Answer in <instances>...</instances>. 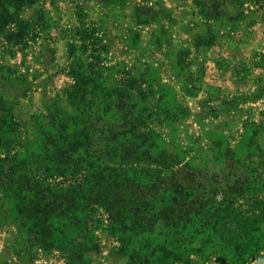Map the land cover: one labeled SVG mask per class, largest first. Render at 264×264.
Returning <instances> with one entry per match:
<instances>
[{"label":"rangeland","instance_id":"rangeland-1","mask_svg":"<svg viewBox=\"0 0 264 264\" xmlns=\"http://www.w3.org/2000/svg\"><path fill=\"white\" fill-rule=\"evenodd\" d=\"M209 3L0 0V156L65 140L80 152L101 149L83 156L88 160L118 161L124 144L107 137L131 124L126 116L137 117L133 125L155 133L139 137L141 148L182 160L165 161L170 173L183 170L155 188L171 194L179 176H191L199 192L216 193L206 213L232 196L219 211L223 245L207 242L168 264H264V0H223L217 11ZM106 146L120 148L112 156ZM140 158L156 166L155 155ZM0 196V264H143L135 263V251L148 252L149 241L163 237L164 223L149 239L140 214L123 227L94 206L82 223L88 233L82 244L51 246L31 222L20 221L18 204H2ZM192 222L210 227L215 217L199 213ZM247 224L260 226V241L253 231L262 245L256 250L247 233L240 235ZM185 240L190 250L193 241Z\"/></svg>","mask_w":264,"mask_h":264},{"label":"trees","instance_id":"trees-1","mask_svg":"<svg viewBox=\"0 0 264 264\" xmlns=\"http://www.w3.org/2000/svg\"><path fill=\"white\" fill-rule=\"evenodd\" d=\"M25 1L33 3L35 0ZM209 1L197 0L202 7ZM222 4L223 0H211L209 3L216 11ZM136 120L137 117L126 116L125 122L131 124L118 128L117 135L107 137H113L109 139V143L120 142V147L124 144L119 151L120 147L117 146H106L103 149L112 156L116 155L117 151L123 153L124 158L118 161H105L100 156H97L99 160H88L83 156H96L95 152L101 149H93L90 145L80 152L75 141L70 144L65 140L51 145L44 144L36 150H33L32 146H25L23 152L20 150L13 155L7 153L4 157L0 156L2 204L8 200L18 204L20 208L17 216L20 221L31 222L28 225L36 229L35 235L39 234L44 241L50 239V245L58 247L75 242L83 243L88 233L84 227L86 223H82L93 212L94 208L91 207L94 206L105 207L110 212L113 223L121 225L119 223L122 221L123 227H127V221L131 223L132 218H136L134 214H140V218L148 220L149 239L157 230V224L164 223V229L160 231V236L163 237L155 243L153 239L149 241L148 246L152 247L150 251H135L139 254L138 258H134L135 263L136 259H141L143 264H168L167 259L171 256V260H182L192 252L199 253L206 248L207 242L211 243L210 248L222 246L226 236L223 232L224 222L219 218L222 213L219 211L224 203L233 202L230 200L232 196L220 200L222 202L218 210H211V205L206 213L203 207L209 199L217 197L216 193L214 196H211L212 193L207 196L206 192H199L200 183L191 176H179L174 193L160 192L155 188L157 181L164 183L165 178H171L174 173L178 174L183 170V167H173L171 173L167 170L171 163L180 165L182 160L174 162L173 155H166L165 151L154 154L149 152L148 147L141 148V145L137 144L139 137L144 134L150 138L155 133L142 132L140 126L133 125ZM145 153L157 157V160L154 159L156 166L141 164L140 157ZM150 159H147L148 164L154 162ZM167 159H170V164H166ZM151 171L156 172V178L149 179L150 183L153 181L152 184L143 182L142 176ZM149 176L153 177L151 174ZM59 177L64 178V181L55 180ZM145 188L153 189L144 193ZM215 201L217 200L214 199L212 203ZM155 202L159 205L148 207ZM199 213L215 217L214 224L210 227L205 223L194 225L192 221ZM177 219L184 223L180 226L181 223L179 224ZM247 225V229L242 226L238 229L244 231L240 235L247 233L245 239H248L247 243H251L253 231L260 229V226ZM256 233V239L260 241L258 231ZM184 237L193 241L190 250L183 245L186 241ZM196 241L200 243L198 247ZM257 241L253 242L255 250L262 246Z\"/></svg>","mask_w":264,"mask_h":264},{"label":"crops","instance_id":"crops-1","mask_svg":"<svg viewBox=\"0 0 264 264\" xmlns=\"http://www.w3.org/2000/svg\"><path fill=\"white\" fill-rule=\"evenodd\" d=\"M212 48H213V50H212V51H214V49H217V48H218V46H213Z\"/></svg>","mask_w":264,"mask_h":264},{"label":"clouds","instance_id":"clouds-1","mask_svg":"<svg viewBox=\"0 0 264 264\" xmlns=\"http://www.w3.org/2000/svg\"><path fill=\"white\" fill-rule=\"evenodd\" d=\"M258 264H262V262H258Z\"/></svg>","mask_w":264,"mask_h":264}]
</instances>
